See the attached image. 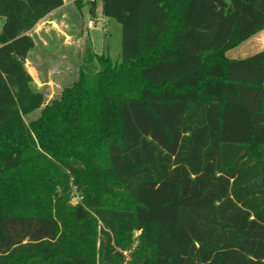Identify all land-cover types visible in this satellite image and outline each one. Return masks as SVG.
<instances>
[{
	"label": "trees",
	"instance_id": "16d2710c",
	"mask_svg": "<svg viewBox=\"0 0 264 264\" xmlns=\"http://www.w3.org/2000/svg\"><path fill=\"white\" fill-rule=\"evenodd\" d=\"M99 2L120 60L45 104L30 32L64 1L0 0V264H264V52L226 55L264 0Z\"/></svg>",
	"mask_w": 264,
	"mask_h": 264
},
{
	"label": "rangeland",
	"instance_id": "374dc122",
	"mask_svg": "<svg viewBox=\"0 0 264 264\" xmlns=\"http://www.w3.org/2000/svg\"><path fill=\"white\" fill-rule=\"evenodd\" d=\"M101 6L99 2L94 18L89 14L88 7L80 10L74 2L47 18L56 26L40 22L39 32L33 33L36 46L30 53L27 69L33 78L34 88L44 94L45 104L78 79L89 46L97 54H107L114 62L120 60L122 27L116 20L103 17ZM90 21H93L94 28H88ZM251 41L246 40L227 51L226 55L239 58L256 53L258 48L252 46ZM38 115L39 111H36L26 117V121Z\"/></svg>",
	"mask_w": 264,
	"mask_h": 264
},
{
	"label": "crops",
	"instance_id": "0c3cea01",
	"mask_svg": "<svg viewBox=\"0 0 264 264\" xmlns=\"http://www.w3.org/2000/svg\"><path fill=\"white\" fill-rule=\"evenodd\" d=\"M64 1V4H63V6L61 7V8H59V9H57V10H55V11H53L52 13H50L48 16H46L44 19H42L40 22L42 23V22H46V23H52L53 25H55L56 26V24L52 21V22H49L48 21V19L47 18H49L50 16H52L54 13H56V12H58V11H60V10H62L63 8H65V7H67L68 5H70V4H72V3H74L76 0H63ZM47 20V21H46ZM39 22V23H40ZM37 24L35 27H34V29L30 32V36H32L33 37V33H38L39 32V29H40V24ZM0 24L2 25V22H0ZM250 39H252V41H251V44H252V46H254L255 48H258V51L256 52V53H254V54H257V53H260V52H264V31H262V32H260V33H258V34H256V35H254L253 37H251ZM35 41V40H34ZM35 46H36V44H35ZM32 52V51H31ZM254 54H252V55H254ZM252 55H249V56H247V57H250V56H252ZM228 57V56H227ZM247 57H239V58H231V59H245V58H247ZM29 58H30V56H29ZM230 58V57H229ZM28 63H30L29 62V59L26 61V68H27V64ZM28 70V69H27Z\"/></svg>",
	"mask_w": 264,
	"mask_h": 264
},
{
	"label": "built area",
	"instance_id": "2783aa9c",
	"mask_svg": "<svg viewBox=\"0 0 264 264\" xmlns=\"http://www.w3.org/2000/svg\"><path fill=\"white\" fill-rule=\"evenodd\" d=\"M91 1H94V0H91ZM88 28H94V23H93V21H90V22L88 23Z\"/></svg>",
	"mask_w": 264,
	"mask_h": 264
}]
</instances>
